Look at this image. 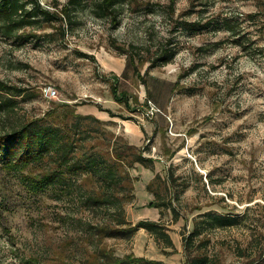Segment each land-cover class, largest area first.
<instances>
[{
	"label": "rangeland",
	"instance_id": "rangeland-1",
	"mask_svg": "<svg viewBox=\"0 0 264 264\" xmlns=\"http://www.w3.org/2000/svg\"><path fill=\"white\" fill-rule=\"evenodd\" d=\"M100 1L71 4L65 36L53 25L28 27L21 39L0 34V78L37 93L19 98L12 121L41 116L53 102L76 103L120 139L149 146L155 170L131 169L136 197L127 216L160 220L173 245L144 228L131 237L98 236L88 225L103 222L104 211L35 202L23 191L1 206L0 264H45L58 251L80 259L101 248L185 264L182 232L209 210L242 216L236 226L209 230L207 248L217 264L242 261L264 241V0H118L116 21L99 15ZM164 48L174 53L157 65ZM149 100L160 108L152 116ZM168 170L183 216L176 221L170 210L148 206L146 184Z\"/></svg>",
	"mask_w": 264,
	"mask_h": 264
},
{
	"label": "trees",
	"instance_id": "trees-1",
	"mask_svg": "<svg viewBox=\"0 0 264 264\" xmlns=\"http://www.w3.org/2000/svg\"><path fill=\"white\" fill-rule=\"evenodd\" d=\"M117 2L101 0L98 3L99 15L110 14L116 21ZM73 3L77 0H66L62 4L51 0L50 7H46L39 0H0V34L6 38L21 39L26 37L28 27L48 28L53 25L65 36L63 22L69 16ZM256 16V12L249 13L250 18ZM225 22L227 29L234 32L232 25ZM173 53L171 49L161 50L158 55L161 63L157 65L167 63ZM112 91L117 100L128 104L127 96L116 95L115 87ZM36 96V92L0 78V207L13 194L26 191V198L35 202L51 198L77 204L83 212L104 211L106 217L103 222L88 225L98 236L131 237L138 229L144 228L153 233L157 241L164 240L167 245H173L168 227L160 220L138 219L133 223L127 216L126 206L133 203L136 197L135 176L131 169L141 165L155 170V159L145 154L150 152V147L120 139L105 125L107 122L104 120L77 112L76 103L53 102L41 116L22 114L12 121L19 98ZM175 180L172 171L168 170L165 175L156 172L146 184V189L153 196L148 206L156 207L161 214L164 209L170 210L176 221L183 216L174 203ZM4 207L0 208V212ZM241 219L242 216L237 213L216 210L194 216L191 227L182 232L185 264H217L216 258L207 251L208 231L236 226ZM252 251L250 255L245 254L242 261L227 264H264V241ZM47 258L50 260H45V264L161 262L133 254L119 256L103 248L90 251L80 259L59 251L49 253Z\"/></svg>",
	"mask_w": 264,
	"mask_h": 264
},
{
	"label": "built area",
	"instance_id": "built-area-1",
	"mask_svg": "<svg viewBox=\"0 0 264 264\" xmlns=\"http://www.w3.org/2000/svg\"><path fill=\"white\" fill-rule=\"evenodd\" d=\"M45 94L48 97H53L56 95V89H54L52 86H47V88L45 89ZM158 111H160V108L152 100H149L148 110L146 114L148 116H152L153 114H155V112H158Z\"/></svg>",
	"mask_w": 264,
	"mask_h": 264
}]
</instances>
